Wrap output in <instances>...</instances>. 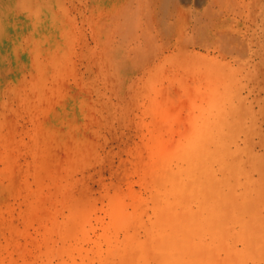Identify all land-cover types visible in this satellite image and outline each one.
Masks as SVG:
<instances>
[{"label":"rangeland","instance_id":"1","mask_svg":"<svg viewBox=\"0 0 264 264\" xmlns=\"http://www.w3.org/2000/svg\"><path fill=\"white\" fill-rule=\"evenodd\" d=\"M44 24L40 40L28 43L27 54L6 60L7 69L0 71V264H125L130 255V236L143 242L151 227L157 233L172 229L170 223H159L163 204L171 205V219L200 216L197 186L190 179L197 175L196 169L203 161H186L177 152L202 127L201 122L210 125L213 134H208V138L215 134L221 123L215 127L204 118L217 110L222 86L212 70L176 68L180 62L178 53H152L153 59L142 64L134 63L117 72L109 69L98 53V43L91 37L85 0H67L65 7L45 12ZM263 79L260 74L238 75L229 97L239 105V114L235 118L229 116L228 124L225 123L226 146H231L235 155L244 150L241 157L240 153L237 156L243 167L240 165L239 182L233 180L236 186L232 185V191L239 194L248 184V196L254 197L257 191L255 199L264 192L258 184V169L264 165V99L260 89ZM249 153L253 156L250 164L261 156L258 160L262 165L255 166L253 162L245 168L250 165L246 155ZM209 165L215 175L223 173L217 161ZM261 179L264 181V177ZM193 188L194 193L190 190ZM178 193L185 202L178 198ZM82 196L86 197L88 207L86 220H78L82 224L81 228L77 225L80 231H73L76 235L72 231L71 236L66 235L67 224L72 226L73 218H67L73 209L71 205ZM261 205L256 208V216L248 212L249 225L256 223L259 213L264 215V204ZM118 209L119 214L121 209L124 211L129 221L123 219L124 215L117 217ZM201 209V218L205 220L208 209ZM259 221L261 217L258 227L248 225L251 231L261 230H255V243L249 247L248 242V254L247 242L240 237L241 224L233 221L228 225L232 227L230 231L220 240L207 232L202 234L200 228L202 235L198 233L191 243L204 246L199 245L198 250L200 246L204 249L197 250L194 259L187 256L184 263L264 264V258H259L264 257V228L260 225L264 221ZM224 237L226 241L221 240ZM168 248V253L173 250V246ZM114 251L117 254L112 258ZM234 253L237 261L232 257ZM141 258L147 264H163L156 256Z\"/></svg>","mask_w":264,"mask_h":264},{"label":"bare ground","instance_id":"2","mask_svg":"<svg viewBox=\"0 0 264 264\" xmlns=\"http://www.w3.org/2000/svg\"><path fill=\"white\" fill-rule=\"evenodd\" d=\"M66 2L67 0H0L1 72L2 70L5 71L7 69V64L5 63L6 60L25 56L29 51V48L27 49L28 43L40 40L43 34L44 25H46L44 24L45 12H50L57 8L65 7ZM85 4L88 10V24L90 28L91 37L93 38V40L96 41V43H98L100 47L98 53L100 56H102V62L107 63L109 69H113L117 72L120 69L122 70L123 67H129L134 63L142 64L151 57L152 53H178L180 55H178V59H180V62L178 63L176 68H180L181 66L182 68H190L193 70H212L218 76L215 78L216 82L222 86V89L220 88L222 92L220 94L218 93L219 102L217 104V110H214L210 114H207V117L205 116L206 118H204L208 120L210 119V122H212L213 125L215 124V127L217 126V123H221V125L217 126L219 127L217 128V131L214 130L215 134L211 135V137L208 138V134H213V132H211L209 129L210 125H208L207 122H203V124L201 122L200 125L202 127L197 128V130L201 131V133L197 130V132L194 131V133H196H193V135L189 137L188 141L184 144V146L181 147L177 152V154L181 156V158L185 157L186 161H194L195 159H198L199 162L203 161L201 163L202 166L200 167V169H196L197 173L195 174L197 175L194 178L192 176L193 171L191 170V178H193V180L190 179V181H194L193 183L195 184V186H197V193H195V195L197 194V196L199 197V199L197 200L201 202V208L205 207L206 209H208L206 218L208 216L209 217L207 219L205 218L206 221L201 218V213L203 209L199 207L201 212H199L197 216L200 215L198 216L200 219L196 217L195 213H193L195 215H193V217H196V219H191V217L188 219L189 216L185 218V220H183V218L181 219L180 217V219L178 220L174 216V219H171L170 214L172 213V211L170 212L171 209L169 210L170 204L168 203L166 206H163V204L160 208L161 212L159 215V223H163L164 226L165 222H167V224L170 223L172 229H170V232L168 231V233H157L154 228L151 227L149 228L150 230L148 233V238L143 242L139 241L135 237V235L130 236L128 238V243L130 244V249L128 250V252L130 255L128 256V261L124 263L147 264L146 262L142 261L141 257L152 255L158 257L163 262V264H185L184 262L185 260H187L186 257L189 256L190 258L193 257L194 259V255L197 254V252L201 249V246H203L201 244L193 246L191 243L193 237L197 235L199 236L201 231L200 228H203L202 230L204 232L201 231V233L203 232L202 234H206L205 232H207V235L211 234L215 238L217 237L220 240L219 237L226 234L225 232L230 231V228L232 227H228V225H230V223H233V221L238 222L236 223V225L239 223L241 224L240 237H243L247 242L246 251L248 254V242L250 247V245L257 241L256 238H258V235L256 236L255 233V230L257 231V228L254 231H251L250 227H252V225L254 224H256V227H258L257 221L260 217L261 221H264V215L261 214L262 212L259 213L257 216L259 217V215L261 214L263 217H257V219L255 220L256 223L252 225L248 224L250 221L246 219V216L248 215L249 217L248 212L250 211H252V213H254L256 216V213H258L259 211H257L256 208L259 209V206H262L261 204H264V199L262 198L264 193H262V190L264 189L261 190L259 186L254 185L255 187H259L261 192L259 191L258 193H262V197H259L261 195L258 194L259 198L255 199L257 191L253 197V195L251 194L253 192H251L252 189L250 190L251 196H248L249 190L247 191V189H250L248 187L250 185H248L247 182L245 183V181H243L244 179H241L242 182L248 185H246L247 188L245 186V188H243L246 189L245 192H242L244 191L243 189L242 191H240V193L242 194H240L239 192V194H237V191H232V185H235L233 183L234 178L235 180L238 179L239 182V177L241 176L240 174H238L241 169V163L239 161L241 159L237 156L240 153L239 157H241L240 155L244 150L242 152L238 151V153H236L237 155H235L230 150L231 146L229 145L230 148L226 146L225 129L228 126L225 125V123H227V121L229 120V116H236V113L239 112V105H237L229 97L230 90L238 75L246 73L260 74L264 76V0H85ZM260 85V89L263 93L264 99V79L260 81ZM220 89H218V92ZM262 111L264 114V105L262 106ZM100 119L101 118H99V120ZM216 120L217 122L215 123ZM210 122L209 124L212 125V123ZM234 124L236 125L237 121ZM211 129H213L212 126ZM249 129L250 128H248V130ZM256 129H254L253 132ZM232 131L235 132L234 129H232ZM230 133L228 134V136L230 135ZM254 133H256V131ZM262 134H260V136ZM233 135L234 133H232V136ZM231 140H229V142ZM260 140L263 141L262 139ZM230 144H232V142ZM258 144L261 145V143ZM262 146L264 145L262 144ZM250 153L246 154L249 155L247 157L249 164L250 156H252L250 155ZM84 156L87 159V156ZM259 157L260 158L256 157V159H254V161H252L251 164L248 167L246 166L245 168L248 169L253 162L255 166L257 164L260 165L262 162L260 163V161L258 160L261 159V156ZM89 158L90 157H88V159ZM262 160L264 159H261V161ZM198 161H195L196 166V163H199ZM211 161H217L218 165H220H217L219 168H221V171H223L220 176H217L218 174L215 175L212 172L211 166L209 165ZM244 161L245 159L243 160V162ZM257 161H259V163H257ZM245 163L247 164V160L245 161ZM198 166L197 168H199ZM263 166L264 165H262V167ZM192 167H194V165ZM262 167H259L258 169L260 171L259 174L261 173V177L257 174L260 179L264 177V167L263 169H261ZM241 171L242 173L244 172L243 170ZM242 176L244 177V175ZM166 178L167 177H165V179ZM173 179L178 184L176 177ZM180 179L182 181L183 178ZM260 179V183H258L257 181L256 182L264 188V181L261 179V182ZM253 182H255V180H253ZM182 183L183 182H181V185ZM194 188L196 189V187ZM194 188L190 189L193 190V193L195 190ZM193 193H191L190 195H192ZM75 197L76 196H74L73 198ZM167 197H169V195ZM194 197L195 196H193V198ZM178 198L182 199V201L185 202V200H183V197L181 198L180 195ZM260 198L263 199V203L261 202L262 199L259 200ZM85 202L86 197L82 196L79 197V199L77 198L75 204H72L73 202L69 204V206L72 204L71 206H73V209L69 207L71 210H69L68 215L71 211L72 216L70 215V217L67 218L69 220L71 218L76 220L73 221V219H71L72 222L70 225L72 226H69V224H67L66 229H64L66 235L70 234L71 236L74 232L76 233L75 229L77 231L81 230L80 224L84 222L83 220H86V209H88V207L85 205ZM87 202L89 204L90 201ZM117 202L119 203L120 201ZM184 202L182 203L184 204ZM188 202H190V200ZM258 202H261V204ZM257 203L260 205H257ZM255 205H257L256 208L254 207ZM120 208H122V206ZM173 208L175 207L173 206ZM182 208H184V206H182ZM115 209H117V206ZM119 209L118 211L116 210L118 212L117 217H120L119 215H124V211L122 209L119 214ZM181 209L178 211H181ZM160 210H158V213ZM79 211L85 212L80 215ZM122 211L123 214H121ZM260 211H262V209H260ZM185 212L187 211H185L184 209V213ZM180 214L179 216H181ZM83 217L85 219H83ZM124 217L125 215L123 216V219H125V221H129L128 216H126L125 218ZM251 217H253V215ZM254 219L255 218H253L252 220ZM78 220H82V223ZM261 221L259 222L261 223ZM77 225H79L80 228ZM194 225L196 227H194ZM260 225L264 228V225L262 223ZM62 226L64 227V225ZM233 226L235 228V225ZM261 226H259V228ZM59 228H61V226ZM254 228L255 226L253 227V229ZM62 230L60 229V231ZM67 230H69V232ZM70 231L74 232L71 233ZM259 231L261 232V230ZM75 233L73 235H76ZM61 235L66 238L69 237L63 234ZM230 235L231 234H228L226 236ZM204 237L205 236H203V239ZM221 240L224 241L225 237ZM198 242H200L199 239ZM259 242H261V238H259ZM225 244L223 245L226 247ZM199 245L201 246L198 250ZM170 246H173V250L168 253L167 248H170ZM213 247L215 249L214 245ZM258 247H256L255 249H257ZM262 247L260 249H263ZM210 248H208V250H210ZM206 249L207 248H205V250ZM260 252L262 251L260 250ZM260 252H258L257 250V254ZM236 253H234V256H232L235 257V259L237 258L235 256L237 255ZM115 254H117V251L114 253L112 258H114ZM227 254L228 253H226V255ZM245 255L246 254L242 256V260ZM214 257H212V259ZM259 258L263 259L264 257ZM235 259L233 258V260ZM118 261L121 262L120 260ZM235 261H237V259ZM243 263L244 261H242V264Z\"/></svg>","mask_w":264,"mask_h":264}]
</instances>
